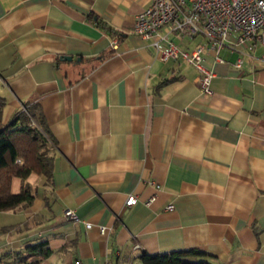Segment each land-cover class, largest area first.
<instances>
[{"label": "crops", "instance_id": "crops-1", "mask_svg": "<svg viewBox=\"0 0 264 264\" xmlns=\"http://www.w3.org/2000/svg\"><path fill=\"white\" fill-rule=\"evenodd\" d=\"M148 5L0 0L1 123L36 103L55 140L50 182L31 173L32 204L0 211V256L47 240L52 252L38 264H141L143 252L185 249L218 264H264L263 48L233 33L205 51L214 77L204 94L192 65L156 59L133 32ZM129 195L138 201L125 207Z\"/></svg>", "mask_w": 264, "mask_h": 264}, {"label": "built area", "instance_id": "built-area-1", "mask_svg": "<svg viewBox=\"0 0 264 264\" xmlns=\"http://www.w3.org/2000/svg\"><path fill=\"white\" fill-rule=\"evenodd\" d=\"M133 32L150 41L156 59L181 60L192 65L198 73L200 91L211 95L214 73L205 66L203 54L207 50L216 54L231 34L236 33L237 43L259 44L263 48L264 63V0H149V5L135 16ZM171 35L180 39L202 36L206 42L188 48L174 42ZM118 43L116 35L111 40V48L117 49ZM240 62L237 60L236 66ZM137 201L136 195H129L124 206L131 207ZM166 209L172 210L173 205H167ZM64 216L78 221L71 209L65 210ZM90 226L86 222V227ZM99 231L105 233L107 227L99 226ZM73 264L83 263L75 259Z\"/></svg>", "mask_w": 264, "mask_h": 264}, {"label": "trees", "instance_id": "trees-1", "mask_svg": "<svg viewBox=\"0 0 264 264\" xmlns=\"http://www.w3.org/2000/svg\"><path fill=\"white\" fill-rule=\"evenodd\" d=\"M5 99L0 97V211H12L28 207L36 196V189L27 182L31 173L43 175L49 183L53 169L55 140L51 135L36 103H25L5 125L1 123ZM20 160V162H17ZM20 179L17 193L11 192L12 179ZM5 232L7 228L2 227ZM47 240L37 241L25 248L0 256V264L6 257H14L21 264H38L51 254ZM36 260L28 262L29 258ZM141 264H218L213 257L198 249H185L162 253H141Z\"/></svg>", "mask_w": 264, "mask_h": 264}, {"label": "water", "instance_id": "water-1", "mask_svg": "<svg viewBox=\"0 0 264 264\" xmlns=\"http://www.w3.org/2000/svg\"><path fill=\"white\" fill-rule=\"evenodd\" d=\"M63 59L72 60L71 56H63Z\"/></svg>", "mask_w": 264, "mask_h": 264}, {"label": "clouds", "instance_id": "clouds-1", "mask_svg": "<svg viewBox=\"0 0 264 264\" xmlns=\"http://www.w3.org/2000/svg\"><path fill=\"white\" fill-rule=\"evenodd\" d=\"M34 175V174H33Z\"/></svg>", "mask_w": 264, "mask_h": 264}]
</instances>
